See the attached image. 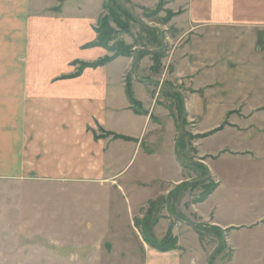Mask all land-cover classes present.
<instances>
[{
	"label": "crops",
	"instance_id": "obj_1",
	"mask_svg": "<svg viewBox=\"0 0 264 264\" xmlns=\"http://www.w3.org/2000/svg\"><path fill=\"white\" fill-rule=\"evenodd\" d=\"M130 1L142 9L159 3ZM104 5L105 0H0V181L42 184L52 191L67 183L111 182L128 199L124 229L116 220L101 228L88 218L86 226L61 227L50 238L58 254L42 245L21 249L16 236L10 264L40 259L48 264H222L214 252L224 245L233 249V241L264 259V0H172L169 8L177 15L171 22L160 29L147 26L160 38L172 30L162 42L173 46L161 77L175 83L172 92L187 112L182 153L176 147V108L164 113L161 81L145 76L152 56L136 62L144 48L73 77L80 63L109 55L91 46ZM192 119L195 131L189 129ZM197 135L206 137L192 139ZM179 152L206 162L201 164L208 178L199 181L216 187L204 201L194 199L196 190L190 193L198 160L187 164ZM137 161L141 181L118 183ZM165 162L181 176L161 180L157 170L162 174ZM146 170L153 172L148 176ZM187 186L188 192L172 193ZM200 189L202 196L205 188ZM175 206L177 214L170 210ZM15 209L12 217L21 215ZM125 230L127 240L103 237ZM64 234L70 236L63 239ZM169 237L176 242L169 251L148 244ZM0 253L5 257L3 247Z\"/></svg>",
	"mask_w": 264,
	"mask_h": 264
},
{
	"label": "rangeland",
	"instance_id": "obj_2",
	"mask_svg": "<svg viewBox=\"0 0 264 264\" xmlns=\"http://www.w3.org/2000/svg\"><path fill=\"white\" fill-rule=\"evenodd\" d=\"M172 0H164V2L161 3V0H159V3L154 9H142L138 8L136 6H133L131 3V8L134 10L135 15L138 17V23L132 22L130 24V31L127 33L121 32L116 28V26L112 23L111 27L116 31V36L114 42H111L110 45H114L117 42H123L126 45L133 48L134 54L132 57L135 56L136 48H144L145 50L154 49V51H162L165 53L164 58L161 60V67L159 68L158 64L153 61V66L150 69L149 73H147L146 79L150 80H160L161 81V88L162 91L161 97L159 99L163 100L164 108H165V114L168 115V111L172 110V106L176 108L177 113V119L176 124L178 127V131L180 132V127L182 120L184 118L185 108L182 103L179 102L178 99L172 97L169 95L168 88L165 87V85H169L171 89L175 88V83L167 76L161 77L162 75V66H163V60L167 56V52H169L173 46V42H169V44L163 45L158 42L159 36L156 32L152 33L144 28H142L139 23L143 24L144 26H157L159 29L160 26H164L169 24L170 22H166L167 19L170 17L173 19L177 14L173 13L169 6L171 5ZM131 2V1H130ZM160 4H162L161 10L154 14L155 11L159 8ZM105 5L111 9V7L114 8L113 4L111 3V0H105ZM104 5V9H105ZM171 7V6H170ZM106 15H108V10H105ZM102 17V18H104ZM171 19V20H172ZM163 29V28H162ZM170 30L169 32H165L169 35H167V38H170L172 35L171 28H167ZM162 33V32H161ZM165 36L163 37L162 42H166ZM102 48V47H101ZM105 51L108 52L109 55L112 56L113 53L109 52L107 49L103 48ZM151 60H153V55ZM147 56H141L139 60V56L137 55L138 62L140 63L141 60H143ZM82 63H80V67L78 68V71L82 69L84 71V65L81 66ZM87 69V68H86ZM170 71V69H169ZM78 73V72H77ZM76 73V74H77ZM82 73V72H81ZM80 73V74H81ZM79 74V75H80ZM78 75H75L73 77H76ZM133 80V77L128 79ZM186 82L184 81L182 85H185ZM174 99V103L171 104V101L168 98ZM187 113V112H186ZM185 123V124H184ZM190 124L193 125L189 127L190 130L195 131L197 122L192 119L190 120ZM188 123V125H190ZM185 125V126H184ZM187 126V114L183 121V128L184 133ZM206 137V135H197L193 136L192 139L199 140ZM186 141V139H185ZM184 143V148L185 144ZM203 147V146H202ZM184 151V150H183ZM192 151V150H191ZM182 153V151H180ZM179 152V153H180ZM180 153V154H181ZM185 156L182 157V154L180 155L181 160L183 162H186L187 164L192 161L193 159H196L197 163L201 164L204 163L206 165V162H204V159H199L197 156L191 155L192 153L189 152ZM140 162L137 161L136 165L134 167L130 166L127 170L123 171L122 174L119 176V182L121 185L124 184L126 179H137L141 181V178H137V176L141 177V171L139 167ZM194 165V164H193ZM202 165V164H201ZM193 170L195 172V180L197 185L193 184L194 188L190 191L193 192L196 190L194 199L201 198V189L200 187L205 188L204 181H198L204 177L207 176V173L205 172L206 169L199 168L198 166H193ZM155 171V170H154ZM118 172V171H117ZM144 172V171H143ZM148 176L153 172L151 170H146ZM160 169L157 170L158 177L161 178L163 181H169L173 178H177L178 176H181V172L177 171L176 166H170L166 162L164 164V169L162 170V174H160ZM190 176L191 173L189 174ZM200 186V187H199ZM25 188V189H24ZM58 191H52L50 189V186H44L42 184H35V185H26L23 186L22 184H18L16 182L11 181H0V250L1 247H3L4 256L2 257V253H0V264H10V258L9 254H12V248L14 246V241L18 239L19 237V244L20 248H24L27 245H31L35 248H37L39 245H42L48 249H51V251H54L58 254L59 248L58 245L55 247H52L51 244H53L50 241V238L53 237L54 232L56 230H60L61 227H74L80 224H84L86 226V218L89 219V221H92L95 225L102 227V224H106L109 221H118L121 225V229H124L126 227L124 217L123 215H126L127 212V198L126 195L122 193L121 189L117 187V184L113 186L111 182H107L104 184H101L99 182L94 181H83L78 183H67L63 185H58L57 187ZM165 188H169V184H165ZM191 188V186L185 187L183 190L180 189L179 192L176 190L172 193L182 194V192H188V190ZM49 191H47V190ZM23 193V194H22ZM18 194H22L19 197V201L17 204V196ZM196 197V198H195ZM16 205V209H15ZM15 209L16 211L21 212L20 214H14L15 216L12 217V209ZM172 207V206H171ZM170 210L171 212L176 213V206L173 207ZM16 220L17 223L20 222V226H16ZM15 221V222H13ZM16 226V227H15ZM114 229L116 224L111 225ZM14 227V228H13ZM20 227V233L17 232V229ZM52 229V230H51ZM108 230L107 226L104 227V230ZM14 236H18L14 238ZM70 235H62L63 239H67ZM60 235L58 234L56 236L57 240H59ZM103 237L106 238V240L112 242L115 238H120L123 240L128 239V233L127 231H121L119 233H109L103 235ZM31 238V239H27ZM55 238V237H54ZM90 238V236H89ZM71 242V241H70ZM73 242V241H72ZM238 244V249L236 248V245ZM55 245V244H53ZM233 249L236 250V253L233 249L227 248L225 245L220 246L214 253L217 255L215 256V259L218 258V260H222V264H264V259L262 257H259L257 259L253 258L251 256V252H246L247 249L243 247L241 242L233 241ZM264 247V246H263ZM263 250V249H262ZM20 250V254H21ZM54 253V254H55ZM25 256L27 255V250L24 252ZM24 256V257H25ZM230 261L232 263H230ZM16 263V261L14 260ZM12 263V264H15ZM38 264H48V261L43 259H40ZM212 264H216V261L213 260ZM219 264V263H218Z\"/></svg>",
	"mask_w": 264,
	"mask_h": 264
},
{
	"label": "trees",
	"instance_id": "obj_3",
	"mask_svg": "<svg viewBox=\"0 0 264 264\" xmlns=\"http://www.w3.org/2000/svg\"><path fill=\"white\" fill-rule=\"evenodd\" d=\"M123 2L131 9V11L129 9H127L126 7H124L119 0H111V3L113 4L114 8L111 7L108 8L105 5V10H108V15H106L104 18H101V20L99 21L98 27L96 28V33H97V41L95 43H93L91 46H96V47H102L107 49L109 52L113 53L112 56H106L94 63H82L84 65V69L86 68H99V67H103L106 66L110 63H112L114 60H116L119 57H132L134 54L133 48L126 45L123 42H117L114 45H110L111 42H114L115 40V36L116 31L111 27V24L113 23L116 28H118V30H120L121 32L127 33L130 31V24L132 22H139V19H135V13L134 10L131 8V2L130 0H123ZM164 2V0H161V3ZM162 4H160L159 8L157 9V11L154 12V14H157L162 6ZM171 15V14H170ZM169 15V19L166 20V22H170L171 21V17ZM142 28H144L145 30L149 31V32H156L157 31L155 29H151L147 26L141 25ZM163 38V37H162ZM162 38L159 37V43L161 45L162 43ZM163 44V43H162ZM148 55H153V61L156 62L159 66V68L161 67V60L164 58L165 53L162 51H154L152 53L142 50L138 53L139 56V60L141 56H148ZM81 64V66H83ZM82 72V69L80 71H78L77 74L75 75H79ZM166 88H168L169 91V95L174 97V98H178L179 97V102L182 105V98L177 94V93H173L172 89L169 85H165ZM128 94L129 97L131 98L132 102L135 104V101L133 100V96L131 94L130 88H128ZM185 124V123H184ZM185 126V125H184ZM118 138V137H117ZM185 139H186V134L184 133L182 139L180 140V142L177 145V149L179 151L184 150V143H185ZM194 166H198L199 168H204L201 164L195 162L193 163ZM207 173V176L204 178H208V172L207 170L205 171ZM209 181V179H207V182ZM200 183V181L198 182ZM195 185H197V183H193ZM215 185L211 182H209V184H206L205 186V190L202 193L201 196V201H204L210 194H212V192L215 190ZM212 230H216L215 228H212ZM149 240V239H148ZM152 247L160 250V251H169L171 250L175 245L176 242L175 240H173L172 238H168L165 241H163L162 243H156L153 241H148Z\"/></svg>",
	"mask_w": 264,
	"mask_h": 264
},
{
	"label": "water",
	"instance_id": "obj_4",
	"mask_svg": "<svg viewBox=\"0 0 264 264\" xmlns=\"http://www.w3.org/2000/svg\"><path fill=\"white\" fill-rule=\"evenodd\" d=\"M119 2L124 6V7H126L127 9H129L130 11H131V9L123 2V0H119ZM135 19H138V17L135 15ZM141 24V23H140ZM141 25H143V24H141ZM164 45H165V43H163ZM140 50H143V49H140ZM137 57H136V62H137ZM137 70V69H136ZM186 111H185V113H184V118H183V120H182V123H181V131H180V134H179V137H178V140H177V142H176V147H177V145H178V143L180 142V140L182 139V137H183V133H184V128H183V121H184V119H185V117H186Z\"/></svg>",
	"mask_w": 264,
	"mask_h": 264
}]
</instances>
